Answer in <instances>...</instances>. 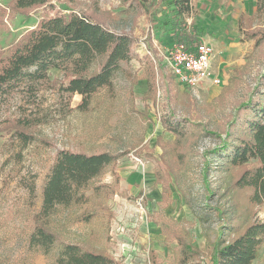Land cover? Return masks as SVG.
Returning a JSON list of instances; mask_svg holds the SVG:
<instances>
[{"label":"rangeland","instance_id":"1","mask_svg":"<svg viewBox=\"0 0 264 264\" xmlns=\"http://www.w3.org/2000/svg\"><path fill=\"white\" fill-rule=\"evenodd\" d=\"M254 8L255 0H194L199 40L213 45L212 69L222 79L218 86L204 83L196 96L166 65L164 53L173 43L160 15L152 18L127 9L120 0H51L25 12L13 8L12 0H0V55L40 19L70 12L90 14L114 31L131 33L137 55L121 66L113 89L95 93L85 111L77 108L80 95L60 91L62 72L50 69L37 94L43 119L34 129V141L20 152L0 130V264H51L40 252L28 251L27 241L60 150L121 155L92 181L109 188L81 207L90 213L89 222L72 221L74 209H60L54 217L52 229L60 241L108 254L114 264H178V228H185L201 249L206 236L214 239L219 221L209 206L229 208L223 191L229 173L214 169L221 162L209 149L219 145L236 102L248 96L264 62V47L253 49V41H243L237 27L239 16H250ZM148 61L154 72L152 88L145 72ZM20 102L15 97L1 105L0 127ZM163 117L198 123L199 130L207 131L184 144L183 163L177 164L170 150L175 137L163 129ZM255 216L264 220V206ZM201 264H209L208 255ZM252 264H264V242Z\"/></svg>","mask_w":264,"mask_h":264},{"label":"trees","instance_id":"2","mask_svg":"<svg viewBox=\"0 0 264 264\" xmlns=\"http://www.w3.org/2000/svg\"><path fill=\"white\" fill-rule=\"evenodd\" d=\"M49 1L12 0V6L25 12ZM120 1L127 9L141 10L152 18L160 15L159 20L172 42L191 45L200 41L193 17L194 0ZM237 27L243 41H253V49L264 47V0L255 1L250 16L240 15ZM134 41L131 33L114 31L90 14L70 12L40 19L0 55V107L10 98L21 100L16 113L2 119L0 130L10 135L13 146L20 152L34 141V129L43 119L39 117L37 94L48 81L50 69L62 72L64 82L59 85L60 91L68 96L80 95L77 108L87 110L93 95L101 89L111 91L121 66L137 56ZM144 65L148 86L152 88L155 83L151 61ZM258 71L248 96L236 102L233 114L225 123L224 137L219 136V145L209 149L212 157L221 162L214 169L229 173L228 181H223L229 208L209 206L219 228L212 241L205 237L203 249L188 237L185 228H178L174 235L178 264H201L205 255L209 264H252L264 242V220L255 216L258 207L264 206V62ZM162 122L163 129L175 137L170 150L177 164L186 157L184 144L207 132L199 130L198 123L187 120L163 117ZM165 153L167 150L161 156ZM120 156L108 151L57 153L42 188L40 208L33 215L28 251L40 252L50 258L51 264H114L108 254L79 243L60 241L52 225L60 209H74L72 221H90V213L81 207L87 206L92 196L109 188L92 185V181ZM204 190L208 191V197L214 194L205 182ZM28 192L33 194V182L28 185Z\"/></svg>","mask_w":264,"mask_h":264},{"label":"built area","instance_id":"3","mask_svg":"<svg viewBox=\"0 0 264 264\" xmlns=\"http://www.w3.org/2000/svg\"><path fill=\"white\" fill-rule=\"evenodd\" d=\"M172 43L164 53L166 65L175 79L191 93L198 96L204 83L215 86L221 83V76L212 69L215 50L211 43Z\"/></svg>","mask_w":264,"mask_h":264},{"label":"crops","instance_id":"4","mask_svg":"<svg viewBox=\"0 0 264 264\" xmlns=\"http://www.w3.org/2000/svg\"><path fill=\"white\" fill-rule=\"evenodd\" d=\"M256 1V0H255ZM194 17V16H193ZM191 20V18H188V21H190ZM195 21V20H194ZM214 61V60H213ZM213 63V62H212ZM214 72V71H213ZM216 73V72H215ZM217 74V73H216Z\"/></svg>","mask_w":264,"mask_h":264}]
</instances>
